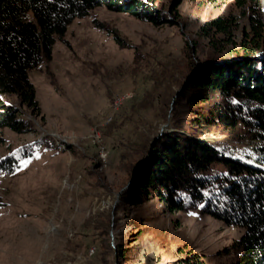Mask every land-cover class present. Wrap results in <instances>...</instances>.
I'll return each instance as SVG.
<instances>
[{
  "label": "rangeland",
  "instance_id": "1",
  "mask_svg": "<svg viewBox=\"0 0 264 264\" xmlns=\"http://www.w3.org/2000/svg\"><path fill=\"white\" fill-rule=\"evenodd\" d=\"M157 3L172 23L156 27L106 7L74 20L52 61L29 73L41 116L16 96L4 98L32 130L1 129L0 158L22 155L38 140L47 146L14 174H0V264L235 263L227 249L245 229L200 208L174 211L153 195L129 193L149 142L177 130L172 114L195 60L252 37L264 24V0ZM221 17L233 19L232 31L204 36ZM200 139L258 163L256 140L236 144L221 130Z\"/></svg>",
  "mask_w": 264,
  "mask_h": 264
},
{
  "label": "trees",
  "instance_id": "2",
  "mask_svg": "<svg viewBox=\"0 0 264 264\" xmlns=\"http://www.w3.org/2000/svg\"><path fill=\"white\" fill-rule=\"evenodd\" d=\"M97 7L156 27L172 23L157 0H0V130L9 128L18 134L32 130L31 123L20 118V109L4 98L16 96L22 107L41 116L29 73L49 64L56 42H66L73 21ZM232 20L221 17L210 22L204 36L228 34L235 25ZM259 22L261 28L254 26L252 37L233 43L236 50L214 54L205 62L195 60L192 77L185 81L172 114L177 130L152 139V148L149 142L142 164L134 168V188L129 193L153 195L174 211L200 208L202 214L245 229L227 249L236 256L234 264H264V24ZM101 26L96 28L109 32ZM179 105L188 116L180 114ZM217 130L232 136L236 144L258 141L259 165L200 139ZM44 146L38 140L22 155L0 158V174H14L22 160ZM217 165L226 173L215 174ZM195 261L189 264H202Z\"/></svg>",
  "mask_w": 264,
  "mask_h": 264
},
{
  "label": "water",
  "instance_id": "3",
  "mask_svg": "<svg viewBox=\"0 0 264 264\" xmlns=\"http://www.w3.org/2000/svg\"><path fill=\"white\" fill-rule=\"evenodd\" d=\"M168 127V125H166V128ZM164 131H163V129H162V131H161V134L160 135H162V133H163ZM204 140V139H203ZM205 141V140H204ZM257 165H259V164H257Z\"/></svg>",
  "mask_w": 264,
  "mask_h": 264
},
{
  "label": "bare ground",
  "instance_id": "4",
  "mask_svg": "<svg viewBox=\"0 0 264 264\" xmlns=\"http://www.w3.org/2000/svg\"><path fill=\"white\" fill-rule=\"evenodd\" d=\"M119 101H122V99H121V100L119 99ZM121 105H122V104H121ZM116 106H118V104H116Z\"/></svg>",
  "mask_w": 264,
  "mask_h": 264
}]
</instances>
